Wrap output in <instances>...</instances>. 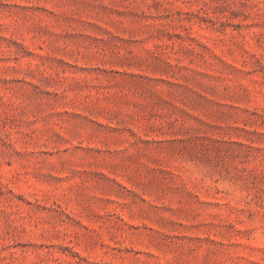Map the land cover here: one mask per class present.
I'll return each mask as SVG.
<instances>
[{
	"label": "rangeland",
	"instance_id": "374dc122",
	"mask_svg": "<svg viewBox=\"0 0 264 264\" xmlns=\"http://www.w3.org/2000/svg\"><path fill=\"white\" fill-rule=\"evenodd\" d=\"M0 264H264V0H0Z\"/></svg>",
	"mask_w": 264,
	"mask_h": 264
}]
</instances>
